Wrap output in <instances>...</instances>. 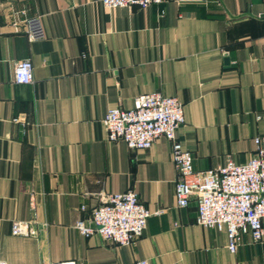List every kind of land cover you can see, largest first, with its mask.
I'll list each match as a JSON object with an SVG mask.
<instances>
[{"label": "crops", "instance_id": "crops-1", "mask_svg": "<svg viewBox=\"0 0 264 264\" xmlns=\"http://www.w3.org/2000/svg\"><path fill=\"white\" fill-rule=\"evenodd\" d=\"M36 16L46 36L31 41L23 20ZM23 59L34 65L29 84L15 81ZM152 92L184 103L177 136L195 170L247 162L264 138V0H0V261L264 264V238L245 234L233 253L226 232L198 224L195 196L177 204L168 139L148 149L109 140L108 110ZM129 189L162 210L132 244L75 227ZM17 220L27 235L12 233Z\"/></svg>", "mask_w": 264, "mask_h": 264}, {"label": "built area", "instance_id": "built-area-1", "mask_svg": "<svg viewBox=\"0 0 264 264\" xmlns=\"http://www.w3.org/2000/svg\"><path fill=\"white\" fill-rule=\"evenodd\" d=\"M109 8L139 5L143 8L162 0H100ZM29 40L46 36L41 16L23 20ZM15 27L19 22L12 23ZM15 81L29 84L34 80L31 59L16 63ZM111 141L124 140L130 148L148 149L155 140L164 136L172 144V155L177 168L175 194L177 204L185 207L191 197L197 200L198 224L226 232L228 249L236 252L243 236L250 234L254 241L264 238V138L256 137V150L247 162L229 158L226 163L207 170H195L193 154L185 148L177 131L185 122L184 103L176 96L161 92L140 94L131 109L113 107L102 120ZM81 210L86 211L83 204ZM162 210L152 212L135 190H126L107 196L93 208L87 219H79L75 227L85 236L99 234L105 240L130 245L143 235L149 218ZM14 235H27L29 222L14 221ZM0 264H7L0 261ZM53 264H75L61 261ZM130 264H150L138 259Z\"/></svg>", "mask_w": 264, "mask_h": 264}]
</instances>
